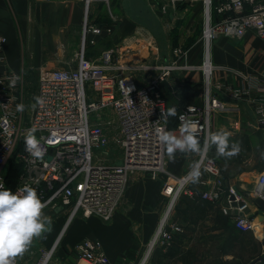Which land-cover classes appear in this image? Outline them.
I'll list each match as a JSON object with an SVG mask.
<instances>
[{
	"label": "crops",
	"instance_id": "crops-1",
	"mask_svg": "<svg viewBox=\"0 0 264 264\" xmlns=\"http://www.w3.org/2000/svg\"><path fill=\"white\" fill-rule=\"evenodd\" d=\"M86 19L89 24L101 26V33L85 35ZM206 20L204 0H0V33L8 38L0 71L21 72L25 76L30 68L42 72L73 69L78 65L79 45L83 44L87 57L95 59L105 49L115 47L123 54L122 61L136 63L141 59L148 63L152 67L147 71L151 77L158 75L163 64L177 60L179 68L164 81L169 108L176 103L201 104L206 98L201 66L208 57L214 66L213 78L227 83L242 84L244 77L264 72L262 39L221 35L209 44L203 35ZM148 39L152 40V47L148 46ZM146 47L148 54L142 57L140 52ZM172 48H181L183 54L177 56ZM130 73L135 74L139 85L147 83L143 71L135 69ZM228 101L230 109L221 111L227 115L226 120L219 122L217 112L214 129L222 126L232 133L251 125L264 131L255 125V110L250 101ZM170 129L179 135L176 127ZM201 153L177 152L175 161L165 153L166 171L156 175L140 170L133 173L110 221L99 216L85 217L81 212L73 214L72 206L58 201L47 205L44 214L52 224L44 238L53 244L50 250L56 247L61 259L76 264V245L86 238L99 239L114 264L129 251L140 252L152 245L166 218L168 228L176 223L183 231L174 233L170 243L157 246L160 264H232L242 258L247 261L238 264H261L264 200L249 196L248 214L255 217L257 225L254 230L241 231L235 226L233 215L223 212L225 199L214 202L202 196L210 184L205 186L200 179L196 183L189 180L176 196L165 192L172 175L191 174ZM263 170L262 165L234 175L228 170L222 175L225 185L249 193ZM212 178L207 174L209 181ZM47 251L44 249V253ZM17 259L22 264L36 263ZM137 261L138 258L134 262Z\"/></svg>",
	"mask_w": 264,
	"mask_h": 264
},
{
	"label": "built area",
	"instance_id": "built-area-1",
	"mask_svg": "<svg viewBox=\"0 0 264 264\" xmlns=\"http://www.w3.org/2000/svg\"><path fill=\"white\" fill-rule=\"evenodd\" d=\"M204 2L207 20L203 35L209 44L221 35L234 38L255 36L264 41V0ZM101 31V26L85 20V35ZM7 40V36L0 33V63L5 60ZM151 41L148 39L149 47H152ZM174 52L177 56L183 54L181 48ZM122 59L123 54L115 47L105 49L95 59L85 55L83 46L76 68L42 72L36 97H42L45 103L31 108L29 113L19 112L16 108L24 103L23 74L0 71V183H4L5 188L15 192L27 182L36 188L47 205L58 201L72 206L73 214L81 212L85 217L99 216L110 221L122 202L133 173L140 170L156 175L166 171V150L158 141L155 129L163 127L174 132L169 127V117L164 120L163 112L168 111L169 105L161 86L180 65L177 60L163 64L158 75L139 85L135 74L130 72L135 69L148 71L152 67L144 61L130 63ZM201 68L205 75V101L189 103L181 109L172 105L170 108L177 109L176 129L179 130L180 117L183 116L196 125L198 138L204 142L212 131L214 115L230 109L228 100L250 101L255 110V125L264 129V72L244 77L242 84H233L213 78L214 66L209 57ZM16 77L19 79L13 86ZM108 110L115 114L114 122L103 115ZM91 113L96 114L93 120ZM32 127L38 129L35 135L42 138L41 143L46 148L42 160L32 158L25 151L24 137ZM112 143L120 146L123 161L108 162L103 156L95 160L93 151L107 152ZM207 152L201 153L193 169L200 172L202 184H210L202 196L214 202L228 199L222 205L223 212L233 215L235 226L241 231L254 230L257 224L255 217L248 214L249 196L264 200V170L251 191L245 193L234 185H225L220 169L207 159ZM12 159L20 165L21 171L10 187L8 164ZM207 174L214 176L213 180L209 181ZM189 180H192L191 174L172 175L165 192L176 196ZM167 224L165 218L151 247L157 240L160 244H168L174 233L183 231L176 223L170 228ZM76 249L79 253L76 264H113L99 239L86 238L76 245ZM46 256L44 253L35 264H49ZM259 260L264 264V254ZM15 264L22 263L16 258Z\"/></svg>",
	"mask_w": 264,
	"mask_h": 264
},
{
	"label": "clouds",
	"instance_id": "clouds-1",
	"mask_svg": "<svg viewBox=\"0 0 264 264\" xmlns=\"http://www.w3.org/2000/svg\"><path fill=\"white\" fill-rule=\"evenodd\" d=\"M18 79L19 77L13 79V86ZM34 100L35 103L31 106L33 109L45 103L42 97H34ZM16 108L17 111L23 112L25 105L21 103ZM163 115L165 121L168 117L176 116V107L169 108L167 112H163ZM180 120L179 135L163 127L155 129L158 141L165 147L172 161H175L177 152L199 154L213 146L217 157L231 158L241 150L240 142L230 144L229 134L224 131L209 132L202 148L196 125L183 116ZM37 131L35 127L26 131L24 146L25 151L32 158L42 160L46 148L41 143L42 138L35 135ZM261 156L264 158V152ZM199 176L198 170L191 172L193 183L198 182ZM46 206V202L41 200L36 188L29 183H24L15 192L5 188L4 183H0V264H15L16 258L23 257L35 239L41 238L50 230L52 221L44 214Z\"/></svg>",
	"mask_w": 264,
	"mask_h": 264
},
{
	"label": "rangeland",
	"instance_id": "rangeland-1",
	"mask_svg": "<svg viewBox=\"0 0 264 264\" xmlns=\"http://www.w3.org/2000/svg\"><path fill=\"white\" fill-rule=\"evenodd\" d=\"M196 38V37H194ZM193 38V39H194ZM83 44L78 46V52H81L80 49ZM112 48V47H111ZM149 47H146L143 49V52H140L142 57H146L148 52L146 51ZM109 49V48H108ZM176 49V48H175ZM82 50V49H81ZM174 48H172V51ZM149 51V49H148ZM103 52V51H102ZM79 54V53H78ZM102 54V53H101ZM100 56V55H99ZM139 61L143 62V60L139 59ZM138 61V62H139ZM148 64V63H147ZM143 71V70H141ZM143 79L148 81L149 76L151 77V73L147 71H143ZM149 73V74H148ZM42 74V70H35L31 69L27 70V74L25 73L24 76V105L25 113H29L31 110V106L34 103V97H36V92L39 84V80ZM137 79V78H136ZM205 82V79L204 81ZM106 118H111L114 122L116 119L115 114L108 110L107 112H104L103 114ZM226 114L225 113H219L218 114V120L219 122H222L226 120ZM96 117L95 113L90 114V118L93 120ZM214 123V122H213ZM245 129L242 128V130H237V132L230 133L227 129L222 128V126L216 127L214 129V124L212 126L211 132L216 131H224L229 134V143L233 142H240L241 150L233 157L231 158H225V157H217L216 155V149L215 146H213L211 149L207 152V159L210 161H213L216 166L220 169V172L223 174V172H230L233 175L238 173L241 170H247L252 169L254 167L262 166L264 167V158H262L261 153L264 152V131L258 130L257 128L251 126V125H244ZM236 131V130H235ZM178 135V134H177ZM94 158L96 160L97 157L103 156L104 159H106L108 162L113 163H121L123 161V155L122 150L120 146L112 143L108 148L107 152H104L99 149H95L93 151ZM11 164H8V167H10ZM225 177V176H224ZM227 180V179H226ZM226 183V181H225ZM251 199V197H250ZM162 226V223L161 225ZM159 232V229L157 230V234ZM156 234V235H157ZM160 244V240L156 241L155 245L151 248V245H146L140 252L136 249L131 250L128 252L127 255L121 256L114 264H142L145 260L148 250L151 249V253L149 257L147 258L145 264H160L161 261V253L159 249H157V246ZM53 244L49 242L48 240H45L44 235L41 238L35 239L29 248V250L23 255V257H19V259L25 263H33L37 261L42 254H44V249H47L46 252L48 254L49 264H73L69 260L61 259L58 249L55 247V249L50 250L52 248ZM237 253V252H235ZM137 262H134L137 260ZM246 259L242 258L239 262H232V264H238V263H245ZM226 264L227 262L224 261ZM85 264V262H83Z\"/></svg>",
	"mask_w": 264,
	"mask_h": 264
},
{
	"label": "trees",
	"instance_id": "trees-1",
	"mask_svg": "<svg viewBox=\"0 0 264 264\" xmlns=\"http://www.w3.org/2000/svg\"><path fill=\"white\" fill-rule=\"evenodd\" d=\"M161 90L163 92L164 97L167 99L168 97H167V92H166V90L164 88V82L162 83ZM176 105H178V107L180 109L185 106V104H182V103H176ZM168 119H169V121H168L169 127L170 128L171 127H176V125H177L176 124L177 115L174 116V117H169ZM171 120H174V121L171 122ZM10 164H11V166L8 169V183H9L10 187H13V185L15 183L14 181L17 178L18 172L21 171V168L19 167L20 165H18V163L15 160H13V159L10 161Z\"/></svg>",
	"mask_w": 264,
	"mask_h": 264
},
{
	"label": "water",
	"instance_id": "water-1",
	"mask_svg": "<svg viewBox=\"0 0 264 264\" xmlns=\"http://www.w3.org/2000/svg\"><path fill=\"white\" fill-rule=\"evenodd\" d=\"M232 198V197H231ZM226 203L228 202V199H225ZM233 205H236V203H233ZM234 213L237 214V210H234Z\"/></svg>",
	"mask_w": 264,
	"mask_h": 264
},
{
	"label": "bare ground",
	"instance_id": "bare-ground-1",
	"mask_svg": "<svg viewBox=\"0 0 264 264\" xmlns=\"http://www.w3.org/2000/svg\"><path fill=\"white\" fill-rule=\"evenodd\" d=\"M45 260H48V254H47V256L45 257Z\"/></svg>",
	"mask_w": 264,
	"mask_h": 264
}]
</instances>
